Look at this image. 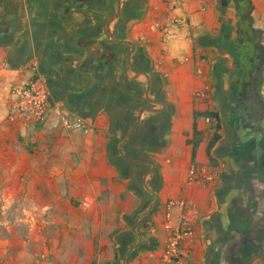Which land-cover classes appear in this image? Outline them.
Masks as SVG:
<instances>
[{"label": "crops", "instance_id": "crops-1", "mask_svg": "<svg viewBox=\"0 0 264 264\" xmlns=\"http://www.w3.org/2000/svg\"><path fill=\"white\" fill-rule=\"evenodd\" d=\"M215 3L0 0V148L24 137L26 181L53 180L51 195L69 197L59 206L74 215L70 226H79L81 212L91 231L79 241L70 229V239L49 250L39 244L36 254L0 244L4 264H159L171 199L199 212L185 264H264V122L238 139L225 121L226 74L216 68L229 60L235 19ZM251 3L264 49V0ZM32 63L48 90L45 119L10 123L11 87L32 76ZM262 77L264 85V70ZM205 111L221 121L213 165L209 125L194 119ZM61 117L81 119L90 133L64 129ZM194 165L213 181L190 183Z\"/></svg>", "mask_w": 264, "mask_h": 264}, {"label": "rangeland", "instance_id": "rangeland-1", "mask_svg": "<svg viewBox=\"0 0 264 264\" xmlns=\"http://www.w3.org/2000/svg\"><path fill=\"white\" fill-rule=\"evenodd\" d=\"M232 70L230 67V71ZM210 88L211 86L208 87ZM261 95L264 97L263 84ZM23 141L24 137L18 136L10 149L0 148V244H4L6 248L7 243H15L17 251L25 248L33 254L41 253L39 251L44 246L39 244L44 243L49 250L56 241H61L64 237L70 239L72 229L75 233L79 232V241H86L91 233L85 224L88 215L79 211V226L73 228L70 224L74 215L66 213L59 206H65L69 197L56 198L51 195V189L55 186L53 180L26 181ZM74 203L76 207L83 206L77 199ZM84 209L87 208L84 206ZM62 228L65 231L62 232ZM22 243L26 245L23 246ZM47 262L55 264L50 258ZM0 264H4L1 258Z\"/></svg>", "mask_w": 264, "mask_h": 264}, {"label": "flooded vegetation", "instance_id": "flooded-vegetation-1", "mask_svg": "<svg viewBox=\"0 0 264 264\" xmlns=\"http://www.w3.org/2000/svg\"><path fill=\"white\" fill-rule=\"evenodd\" d=\"M215 4L219 11L231 10L235 19L234 39L227 43L229 60L216 73L226 74L227 93L221 105L225 121L239 139V132L264 122L262 34L252 26L251 0H216Z\"/></svg>", "mask_w": 264, "mask_h": 264}, {"label": "built area", "instance_id": "built-area-1", "mask_svg": "<svg viewBox=\"0 0 264 264\" xmlns=\"http://www.w3.org/2000/svg\"><path fill=\"white\" fill-rule=\"evenodd\" d=\"M32 76L22 83L11 87V99L7 109V120L10 123L23 122L36 124L44 121L48 109V90L42 78L36 73V65L29 67ZM208 87H203L198 96L203 97ZM56 115H60V109H55ZM61 125L69 131H80L83 134L90 133V127L81 119L60 118ZM206 124L212 120L204 117ZM209 133L214 129L209 126ZM214 176L207 168L192 166L188 173L190 183L204 184L213 181ZM163 214V230L167 233L164 249L159 264H185L189 256V250L184 246L195 237L194 225L199 218V212L195 205L185 199H171L165 204ZM176 210V218L172 211Z\"/></svg>", "mask_w": 264, "mask_h": 264}, {"label": "trees", "instance_id": "trees-1", "mask_svg": "<svg viewBox=\"0 0 264 264\" xmlns=\"http://www.w3.org/2000/svg\"><path fill=\"white\" fill-rule=\"evenodd\" d=\"M200 116L201 117H209L212 120V122L209 126L214 129V132L213 133L208 132L209 142L207 145L206 154H207L209 163L213 165L215 163V160L211 156L210 152L214 148L216 143L220 140V135H219V132L221 130L220 116H219L218 112H216V111H214V112L205 111L203 113H194V119H196ZM199 142H200V134L197 132L195 124H194V126H193V142H192V146H193V148H192V161H194V159H195V151L197 149ZM24 148L26 149V145H24Z\"/></svg>", "mask_w": 264, "mask_h": 264}]
</instances>
